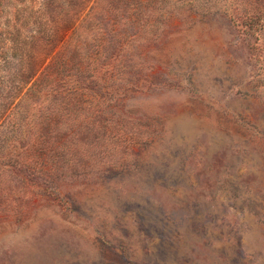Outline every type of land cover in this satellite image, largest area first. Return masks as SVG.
<instances>
[{"label": "rangeland", "instance_id": "1", "mask_svg": "<svg viewBox=\"0 0 264 264\" xmlns=\"http://www.w3.org/2000/svg\"><path fill=\"white\" fill-rule=\"evenodd\" d=\"M70 1L0 0V264H264L263 2Z\"/></svg>", "mask_w": 264, "mask_h": 264}, {"label": "trees", "instance_id": "2", "mask_svg": "<svg viewBox=\"0 0 264 264\" xmlns=\"http://www.w3.org/2000/svg\"><path fill=\"white\" fill-rule=\"evenodd\" d=\"M68 1H70V0H68ZM71 1L69 2V4H70V7L72 9L74 8L73 10L76 9L75 6H78L80 3H83V0H71ZM252 1H254V0H252ZM255 1H258V0H255ZM261 1L263 2V6H262V10H261V12H262L264 10V0H261ZM84 10H85V6L81 10H79V11H71V12H68L69 15L66 18L69 21L68 22L69 25L66 27V29H67L66 32H68L70 30H74L75 28L78 27L77 24H76V21L82 15V13H83L82 11H84ZM247 10H249V9L247 8ZM261 15H262V18H263L264 17V11L261 13ZM55 46H56V44H55ZM37 69H36V72H37Z\"/></svg>", "mask_w": 264, "mask_h": 264}]
</instances>
